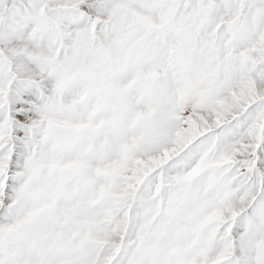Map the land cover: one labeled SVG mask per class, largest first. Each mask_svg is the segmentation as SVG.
<instances>
[{"label":"snow or ice","instance_id":"obj_1","mask_svg":"<svg viewBox=\"0 0 264 264\" xmlns=\"http://www.w3.org/2000/svg\"><path fill=\"white\" fill-rule=\"evenodd\" d=\"M0 264H264V0H0Z\"/></svg>","mask_w":264,"mask_h":264}]
</instances>
